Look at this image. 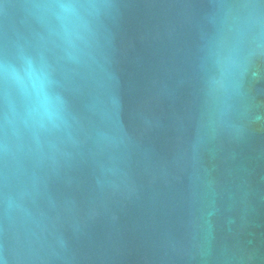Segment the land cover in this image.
I'll return each mask as SVG.
<instances>
[{"label":"water","instance_id":"1","mask_svg":"<svg viewBox=\"0 0 264 264\" xmlns=\"http://www.w3.org/2000/svg\"><path fill=\"white\" fill-rule=\"evenodd\" d=\"M0 264H264V0H0Z\"/></svg>","mask_w":264,"mask_h":264}]
</instances>
